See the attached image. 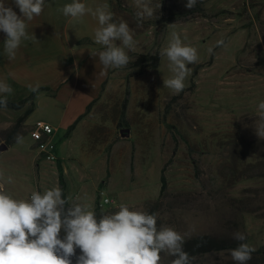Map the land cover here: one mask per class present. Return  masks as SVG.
<instances>
[{
	"label": "rangeland",
	"instance_id": "1",
	"mask_svg": "<svg viewBox=\"0 0 264 264\" xmlns=\"http://www.w3.org/2000/svg\"><path fill=\"white\" fill-rule=\"evenodd\" d=\"M115 2L136 41L135 50H126L129 64L113 69L108 90L85 122L74 131L69 126L52 132L54 161L40 156L21 124L13 132V119L0 142L17 133L24 140L0 151V191L29 199L33 191L56 187L58 164L71 202L92 210L99 202L111 214L121 203L146 211L158 201L159 225L185 239L233 238L239 231L258 251L264 246V139L254 128L264 101V0H198L197 11L185 7L187 0H152L161 5L156 18L140 23L133 0ZM172 32L199 56L185 80L187 88L192 79L193 89L174 100L178 94L163 87V78L172 75L166 57L142 74L130 64L137 54L160 53ZM220 39L226 46H216ZM37 120L45 118L30 116L28 131ZM161 174L166 184L159 194ZM100 191L113 203L103 204ZM256 251L248 264H264L255 260ZM161 255L160 264H171L172 257ZM232 262L224 250L195 257L193 264Z\"/></svg>",
	"mask_w": 264,
	"mask_h": 264
},
{
	"label": "clouds",
	"instance_id": "2",
	"mask_svg": "<svg viewBox=\"0 0 264 264\" xmlns=\"http://www.w3.org/2000/svg\"><path fill=\"white\" fill-rule=\"evenodd\" d=\"M13 2L20 15L6 6L5 0H0V31L6 37L3 53L8 61L16 59L23 41L39 43L33 34L29 35L26 21L39 16L45 6V0ZM197 2L187 0L185 7L192 9ZM133 4L138 23L156 18L161 7L160 3L153 6L152 0H133ZM60 11L74 20L86 14L98 20L94 40L104 47L97 55L105 72L129 64L131 58L126 50L136 47L133 29L123 19L116 20L107 4L92 9L81 0H72ZM216 46H226L225 41L218 40ZM207 51L212 54L213 48ZM159 55L167 58L172 73L170 78H163V87L179 94L192 72L189 65L199 62L197 49L172 32ZM40 87L39 83L29 85L33 92ZM12 93L7 78L0 77V107L7 108L8 95ZM257 115L255 133L264 139V101L259 102ZM14 140L20 144L24 137L17 133ZM7 182H12L11 176ZM157 221L158 213L131 209L124 203L118 206V211L98 217L88 204L65 198L59 186L43 193L33 191L29 199H15L0 191V264H160L161 254L172 257L171 264H193L194 257L184 250L185 235L173 227L158 226ZM233 239L240 243L230 250L232 260L248 264L256 249L244 242L246 236L239 231L233 234Z\"/></svg>",
	"mask_w": 264,
	"mask_h": 264
},
{
	"label": "crops",
	"instance_id": "3",
	"mask_svg": "<svg viewBox=\"0 0 264 264\" xmlns=\"http://www.w3.org/2000/svg\"><path fill=\"white\" fill-rule=\"evenodd\" d=\"M71 2L72 0H45L42 13L31 21H26L29 35L33 34L39 43L23 41L15 60L8 61L5 57L3 44L6 37L0 31V77L7 78L13 88L8 100L20 101L28 97L32 92L29 85L39 83L45 88L35 93L32 99L33 109L21 123L23 132H29L28 119L36 113L45 118L41 122L49 124L54 132L57 128L71 126L78 117L84 115L75 124L74 131L88 118L85 115L86 107L93 101L94 104L102 92L108 90L113 68L105 72L97 55L104 50L94 40L95 30L99 27L98 20L91 14L78 20L65 17L60 9ZM81 2L92 9L107 4L116 20H119V15L123 17L115 9V0ZM5 4L13 7L20 15L13 0H5ZM27 105L28 103L19 110L0 108V135L11 127L13 119L22 115ZM3 142L4 139L0 145Z\"/></svg>",
	"mask_w": 264,
	"mask_h": 264
},
{
	"label": "trees",
	"instance_id": "4",
	"mask_svg": "<svg viewBox=\"0 0 264 264\" xmlns=\"http://www.w3.org/2000/svg\"><path fill=\"white\" fill-rule=\"evenodd\" d=\"M191 10H201L198 7V2L196 4V6L194 8H192ZM184 13V16H186L187 11L182 12ZM179 17L183 16V15H178ZM200 17H205L206 15L200 13L199 15ZM212 56L210 57V61H211ZM159 59H160V55H159V51H155L153 53H144V54H137L135 56V58L133 59V61H131V67L133 68H137L138 69V73L142 74L144 72H147L149 70L155 69L158 66L159 63ZM104 85V83H103ZM194 87V83L191 79L190 81V85L187 88H184V90L182 92H180L178 95L176 96H172L171 100H174L175 98L179 97L182 95L183 92L185 91H191ZM45 88L40 87L38 89V91L43 90ZM36 91V92H38ZM36 92H31L29 94L28 97H26L25 99H22L20 101H10L8 100V104H7V108L6 109H12V110H19L21 108H23L27 103L28 105L26 106V108L24 109L22 115L20 117H18L15 125H14V129L13 132L17 129V127L24 121V119L26 118V116L32 111L33 109V103H32V99L35 95ZM94 102V101H93ZM93 102L88 105L86 107V111L85 114L90 110ZM125 104H126V99L123 100L122 102V109L124 110L125 108ZM3 108V107H0ZM84 115H81L80 117H78V119L69 127V131L72 130L75 126V124L83 117ZM14 136H12V138L6 139L4 141V144L6 146H8L10 143L14 142ZM56 169H57V183L58 186L63 190V195L66 198V193H65V182L63 180L62 177V170L61 167L57 164L56 165ZM159 181H160V188H159V194H161L165 188V178L164 176L161 174L159 177ZM157 206H158V201H156L155 203H153L152 205H150L146 211H148L149 213H153V212H157ZM97 216H101L104 215L106 211L101 209V206H99L98 202H95V207L93 209ZM158 226H159V222L157 221ZM61 238L63 237L64 233L63 231L61 232ZM245 242V241H244ZM240 242L236 241L233 238H217V237H213L210 235H206V234H199L196 236H192L190 238H186L185 239V243H184V250L186 252L189 253V255L191 257H198L201 256L203 254H206L208 252H212V251H224V250H231L234 249L238 246ZM255 253V252H253ZM256 253L258 254V258H256L255 260L258 261V263L260 262H264V246L260 247L258 249V251H256ZM77 254H79V249H77ZM173 259V258H172ZM231 264H236V262H232Z\"/></svg>",
	"mask_w": 264,
	"mask_h": 264
},
{
	"label": "built area",
	"instance_id": "5",
	"mask_svg": "<svg viewBox=\"0 0 264 264\" xmlns=\"http://www.w3.org/2000/svg\"><path fill=\"white\" fill-rule=\"evenodd\" d=\"M53 128L44 122L36 121L29 131L30 138L34 141L35 147L40 152L43 159L47 161H54L55 156L53 154L54 144L50 141L49 136L52 134ZM100 196H104L103 192H99ZM103 204H112L113 200L108 197H103ZM99 206L100 203L98 202Z\"/></svg>",
	"mask_w": 264,
	"mask_h": 264
},
{
	"label": "water",
	"instance_id": "6",
	"mask_svg": "<svg viewBox=\"0 0 264 264\" xmlns=\"http://www.w3.org/2000/svg\"><path fill=\"white\" fill-rule=\"evenodd\" d=\"M5 147L6 146L4 144L0 145V151L3 150V149H5Z\"/></svg>",
	"mask_w": 264,
	"mask_h": 264
}]
</instances>
